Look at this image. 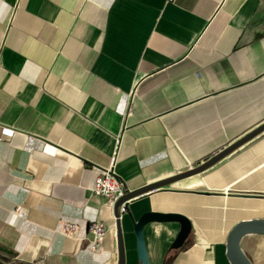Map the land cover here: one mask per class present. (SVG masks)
<instances>
[{"label": "crops", "instance_id": "1", "mask_svg": "<svg viewBox=\"0 0 264 264\" xmlns=\"http://www.w3.org/2000/svg\"><path fill=\"white\" fill-rule=\"evenodd\" d=\"M262 125L264 0H0V264H119L114 207L93 194L100 170L134 191ZM149 212L193 227L176 249L180 223L147 224L150 264H231L228 233L264 218V131L132 200L126 264H142L135 224ZM97 221L107 233L92 251ZM240 248L264 264V234Z\"/></svg>", "mask_w": 264, "mask_h": 264}, {"label": "water", "instance_id": "2", "mask_svg": "<svg viewBox=\"0 0 264 264\" xmlns=\"http://www.w3.org/2000/svg\"><path fill=\"white\" fill-rule=\"evenodd\" d=\"M263 131H264V125L256 129L255 131L249 133L248 135L242 137L233 144L229 145L227 148L223 149L222 151L216 153L214 156L207 159L203 163H200L194 167H190L183 172L177 173L172 177H169L157 183L147 185L145 187H142L134 191H129L122 198H120L114 206V216L116 220L117 239H118V248H119V264H126L125 243H124V235L122 229V217L119 212V207L122 203L128 200H134L139 196L147 194L156 189L166 187L183 179L203 174L204 172H206L207 170L218 164L225 157L232 154L240 146L249 142ZM113 175L119 178L115 173H113ZM151 222L180 223L181 230L177 239L173 244V247L176 249L181 248L184 245V243L189 238L193 229L192 222L187 217L180 214H162V213H154V212H149L144 214L141 217V219L135 224V231L138 238L139 259L142 264H150L145 246L144 237H143V228ZM252 233L264 234V218L240 221L228 233L227 256L231 264H251L240 248V241L243 236Z\"/></svg>", "mask_w": 264, "mask_h": 264}, {"label": "built area", "instance_id": "3", "mask_svg": "<svg viewBox=\"0 0 264 264\" xmlns=\"http://www.w3.org/2000/svg\"><path fill=\"white\" fill-rule=\"evenodd\" d=\"M130 114V111L128 115ZM12 131L3 130L2 138L4 139L8 135H10ZM114 168L109 167L107 169H102L99 172V175L95 179V187L93 189V194L97 197L106 198L109 203L114 207L117 201L122 198L126 193L129 192V189L126 183L113 175ZM132 200L125 201L119 207V212L121 217L127 213L128 206ZM74 229L73 225H65V230L70 232ZM90 239L88 247L92 251H98L102 248L105 236L107 233V229L104 224L101 222H95L89 227Z\"/></svg>", "mask_w": 264, "mask_h": 264}]
</instances>
